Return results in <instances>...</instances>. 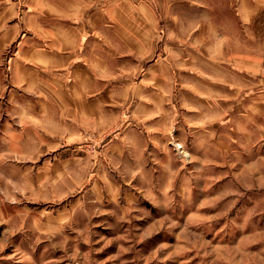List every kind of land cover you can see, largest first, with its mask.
Returning a JSON list of instances; mask_svg holds the SVG:
<instances>
[{"label": "rangeland", "instance_id": "1", "mask_svg": "<svg viewBox=\"0 0 264 264\" xmlns=\"http://www.w3.org/2000/svg\"><path fill=\"white\" fill-rule=\"evenodd\" d=\"M146 1L87 95H0V264H264V8Z\"/></svg>", "mask_w": 264, "mask_h": 264}, {"label": "crops", "instance_id": "2", "mask_svg": "<svg viewBox=\"0 0 264 264\" xmlns=\"http://www.w3.org/2000/svg\"><path fill=\"white\" fill-rule=\"evenodd\" d=\"M135 1L0 0V95L9 86L17 92L21 83L28 90L44 89V97L58 88L65 97L63 87L74 90V98L87 95L109 68L100 51H109L116 31L131 38L144 32L147 1L138 0V10ZM237 6L241 20L249 22L264 0H239ZM123 21L135 29H117Z\"/></svg>", "mask_w": 264, "mask_h": 264}]
</instances>
